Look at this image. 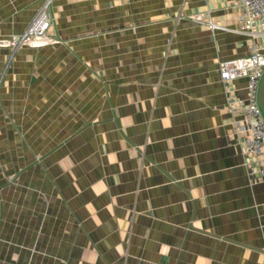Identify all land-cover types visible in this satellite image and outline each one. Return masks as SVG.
I'll return each mask as SVG.
<instances>
[{
  "label": "crops",
  "instance_id": "crops-1",
  "mask_svg": "<svg viewBox=\"0 0 264 264\" xmlns=\"http://www.w3.org/2000/svg\"><path fill=\"white\" fill-rule=\"evenodd\" d=\"M42 11L58 42L6 47ZM238 12L0 0V264H264V177L229 108L247 79H220L259 44Z\"/></svg>",
  "mask_w": 264,
  "mask_h": 264
},
{
  "label": "built area",
  "instance_id": "built-area-1",
  "mask_svg": "<svg viewBox=\"0 0 264 264\" xmlns=\"http://www.w3.org/2000/svg\"><path fill=\"white\" fill-rule=\"evenodd\" d=\"M209 2L210 0H206ZM238 8L237 21L239 33L259 40V44L249 47L244 57L230 58L219 64L222 83H229L239 77L247 79L246 97L230 101L229 108L241 116L239 123V144L243 154L255 165L260 177H264V117L259 108L257 97L259 82L264 72V0H232ZM47 21L44 11L29 25L21 41L26 44L45 43L46 30L52 25ZM210 28H217L209 24ZM15 38L10 42L14 44Z\"/></svg>",
  "mask_w": 264,
  "mask_h": 264
},
{
  "label": "rangeland",
  "instance_id": "rangeland-1",
  "mask_svg": "<svg viewBox=\"0 0 264 264\" xmlns=\"http://www.w3.org/2000/svg\"><path fill=\"white\" fill-rule=\"evenodd\" d=\"M44 14H45V17H46V19H47V21H49L50 23H52V25L48 28V30H46V32H45V34H46V40H45V43L46 44H44V43H39V44H36V43H32V44H26V42L23 40V41H21V38H20V36H16V37H14L15 39H16V41H15V43L14 44H11L10 42L13 40V37L11 38V39H8L7 40V46L6 47H8V45L10 46V47H14V48H17V47H20L21 45H29V46H31V47H40V46H44V45H50V44H54V43H57L58 41H56V39L57 38H55V37H53V35L52 34H49V31H50V29L53 27V21L48 17V15H47V13H46V11H44ZM36 18V17H35ZM34 18V19H35ZM33 19V20H34ZM33 22V21H32ZM31 22V23H32ZM30 23V24H31ZM50 23H49V25H50ZM25 32V31H24ZM23 32V33H24ZM23 33H22V35H23ZM4 47V46H3Z\"/></svg>",
  "mask_w": 264,
  "mask_h": 264
},
{
  "label": "water",
  "instance_id": "water-1",
  "mask_svg": "<svg viewBox=\"0 0 264 264\" xmlns=\"http://www.w3.org/2000/svg\"><path fill=\"white\" fill-rule=\"evenodd\" d=\"M257 101L264 117V72L259 82Z\"/></svg>",
  "mask_w": 264,
  "mask_h": 264
}]
</instances>
